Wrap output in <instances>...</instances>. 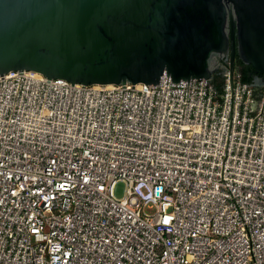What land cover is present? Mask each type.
<instances>
[{"label": "built area", "instance_id": "obj_1", "mask_svg": "<svg viewBox=\"0 0 264 264\" xmlns=\"http://www.w3.org/2000/svg\"><path fill=\"white\" fill-rule=\"evenodd\" d=\"M0 264H264V84L0 75Z\"/></svg>", "mask_w": 264, "mask_h": 264}, {"label": "water", "instance_id": "obj_2", "mask_svg": "<svg viewBox=\"0 0 264 264\" xmlns=\"http://www.w3.org/2000/svg\"><path fill=\"white\" fill-rule=\"evenodd\" d=\"M235 50L254 71L251 85L264 84V0H0V75L84 85L210 79L229 51L233 68Z\"/></svg>", "mask_w": 264, "mask_h": 264}, {"label": "flooded vegetation", "instance_id": "obj_3", "mask_svg": "<svg viewBox=\"0 0 264 264\" xmlns=\"http://www.w3.org/2000/svg\"><path fill=\"white\" fill-rule=\"evenodd\" d=\"M235 49L237 50V39L235 38ZM235 50V53H234V57H233V68L234 69H237L239 70L240 72H244L247 76V79H248V83L249 84H252L253 80L251 79V75H253V70L251 68L250 65H247V64H243L238 55H237V51ZM230 60H231V51L228 52V55L225 56V57H216V61L218 62L219 64V69L218 70H222L224 68V66L226 65L227 62L230 63ZM255 83H259L261 84V76L259 75V78L258 79H255L254 81ZM256 89H261L263 87V84L261 85H256L254 86Z\"/></svg>", "mask_w": 264, "mask_h": 264}, {"label": "trees", "instance_id": "obj_4", "mask_svg": "<svg viewBox=\"0 0 264 264\" xmlns=\"http://www.w3.org/2000/svg\"><path fill=\"white\" fill-rule=\"evenodd\" d=\"M221 73H222V70H218L216 73H214V80L217 81L220 78ZM241 78L243 81L249 82L244 72H241Z\"/></svg>", "mask_w": 264, "mask_h": 264}, {"label": "rangeland", "instance_id": "obj_5", "mask_svg": "<svg viewBox=\"0 0 264 264\" xmlns=\"http://www.w3.org/2000/svg\"><path fill=\"white\" fill-rule=\"evenodd\" d=\"M122 191H123V185L122 184H118L117 188H116V194L118 196H120L122 194Z\"/></svg>", "mask_w": 264, "mask_h": 264}]
</instances>
